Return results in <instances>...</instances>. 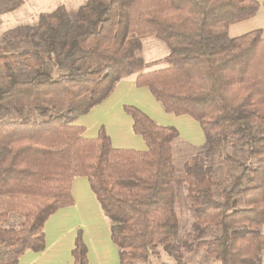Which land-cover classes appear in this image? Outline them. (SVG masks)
Listing matches in <instances>:
<instances>
[{
  "label": "trees",
  "instance_id": "1",
  "mask_svg": "<svg viewBox=\"0 0 264 264\" xmlns=\"http://www.w3.org/2000/svg\"><path fill=\"white\" fill-rule=\"evenodd\" d=\"M22 4L0 0V14ZM259 7V0H86L74 16L61 6L41 12L20 59L0 54V107L39 114L0 120V264L45 248V223L74 203L76 176L89 178L121 264H152L160 249L176 264L201 250L220 264H264V35L227 34ZM147 36L166 42L169 52L157 60L165 67L145 71ZM130 76L165 111L201 124L206 140L183 173L172 158L178 129L142 108L124 106L146 150L115 148L104 126L86 137L74 124ZM181 184L196 218L178 245ZM13 214L19 221L3 225ZM72 253V264H88L81 231Z\"/></svg>",
  "mask_w": 264,
  "mask_h": 264
},
{
  "label": "crops",
  "instance_id": "2",
  "mask_svg": "<svg viewBox=\"0 0 264 264\" xmlns=\"http://www.w3.org/2000/svg\"><path fill=\"white\" fill-rule=\"evenodd\" d=\"M259 3V10L253 17L230 24L227 34L234 37L249 30L250 25H253L252 21L258 18L257 14L264 13V1L259 0ZM262 17L264 18V14ZM262 31L264 34V28ZM126 104L142 108L159 124L175 126L179 135L196 145L204 144L206 140L199 121L187 114L176 115L165 111L149 88L136 85L134 76L122 79L109 97L87 113L78 116L74 124L84 127L83 135L86 137H96L104 126L115 148L146 150L145 139L135 133L134 119L124 109ZM90 187L89 178L86 176H76L73 179L71 190L74 203L59 208L46 221L45 248L41 251L28 250L17 264H72V251L79 231L87 245L88 264H121L119 248L111 237V223ZM196 256L199 260L197 264H206L204 261L207 256L202 250L185 252L183 264H192V257ZM215 264L220 262L215 260Z\"/></svg>",
  "mask_w": 264,
  "mask_h": 264
},
{
  "label": "rangeland",
  "instance_id": "3",
  "mask_svg": "<svg viewBox=\"0 0 264 264\" xmlns=\"http://www.w3.org/2000/svg\"><path fill=\"white\" fill-rule=\"evenodd\" d=\"M86 0H23L22 6L16 11H9L0 14V54L9 53L15 59H20L21 50L29 46L28 35L36 28L39 14L48 12L56 7H64L70 16H74L78 7ZM263 4V2L261 3ZM262 13H258V18L252 21L253 25L246 32L255 28H264V18ZM231 33V32H230ZM230 35V34H229ZM264 35V34H263ZM169 52L166 42L156 36H147L142 39L141 55L145 59L147 65L145 71H152L165 67V62H157V60L166 56ZM16 73L22 75L25 70L19 63L16 65ZM5 72L3 64L0 62V86L5 83ZM38 119L39 114L32 107L23 109L4 108L0 107V120H23V119ZM201 145H196L193 141L187 139L183 135H179L173 142V161L178 173H183L185 162L193 155H198ZM220 165L221 163L218 162ZM187 197V188L185 184L177 186L175 195V207L179 217V232L176 237L178 245H182L184 240L194 230L195 212L189 207ZM20 217L16 214L10 216L9 219L3 222V225H15ZM182 250V249H181ZM185 250V249H184ZM186 251V250H185ZM187 252V251H186ZM159 255L152 259V264H176L173 257L169 256L163 249H160ZM185 254V252H184ZM183 254V257H184ZM204 262L206 264H215V259L212 256L206 255ZM192 264H197L199 261L196 257H192ZM191 264V263H190Z\"/></svg>",
  "mask_w": 264,
  "mask_h": 264
},
{
  "label": "built area",
  "instance_id": "4",
  "mask_svg": "<svg viewBox=\"0 0 264 264\" xmlns=\"http://www.w3.org/2000/svg\"><path fill=\"white\" fill-rule=\"evenodd\" d=\"M263 262H264V254H263Z\"/></svg>",
  "mask_w": 264,
  "mask_h": 264
}]
</instances>
